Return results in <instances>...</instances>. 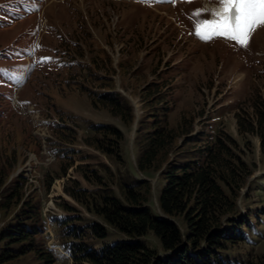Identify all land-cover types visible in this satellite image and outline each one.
Instances as JSON below:
<instances>
[{
    "label": "rangeland",
    "instance_id": "rangeland-1",
    "mask_svg": "<svg viewBox=\"0 0 264 264\" xmlns=\"http://www.w3.org/2000/svg\"><path fill=\"white\" fill-rule=\"evenodd\" d=\"M217 6L216 0H0V163H8L0 167L2 204L19 175L26 177L19 202L13 199L10 208L0 210V229L14 222L17 211L37 204L46 219L78 214L80 223L96 221L109 228L106 238L85 240L92 248L128 240L94 212L90 199L78 201L64 190L110 187L122 197L118 181L127 175L149 180L146 205L162 214L161 171L181 152L176 148L184 137H176L159 169L138 170L146 132L153 129L157 95L168 102V126L176 127L186 117L194 128L191 133L214 129L236 140L251 170L236 198L246 239L221 250L219 257L223 262L235 258L264 264V149L257 134H238L236 118L247 112L254 120L255 97L264 101V26L256 28L247 47L223 38L202 41L193 34V13L200 10V18L210 19ZM101 83L130 96L133 114L128 122L93 105L84 89L97 90ZM57 123L69 125L75 136L63 135ZM90 123H109L121 131L113 153L107 142L106 155L94 143H85L92 135ZM57 150L69 152L61 158ZM82 170L96 175L101 184L86 180ZM46 176L52 178L51 185ZM173 220L182 231L186 228L181 217ZM46 228L37 236L45 246L51 241L49 231L60 234L55 224ZM140 239L158 254L165 253L152 231ZM6 245L0 242V250ZM40 255L27 251L6 264H45ZM54 264L90 263L68 253Z\"/></svg>",
    "mask_w": 264,
    "mask_h": 264
},
{
    "label": "trees",
    "instance_id": "trees-1",
    "mask_svg": "<svg viewBox=\"0 0 264 264\" xmlns=\"http://www.w3.org/2000/svg\"><path fill=\"white\" fill-rule=\"evenodd\" d=\"M95 77L97 80L103 79L102 76ZM96 87L97 90L84 89L95 107L105 108L125 122L132 118L130 101L113 85L101 83ZM153 89L155 91L156 87ZM153 102V129L146 132L144 145L137 157L138 170L148 173L155 167V170L159 169L161 166L157 168L158 164L168 160L166 155L174 147L176 137H184L179 148H176L181 152L172 156V160L161 171L165 182L158 195V205L162 214L154 213L146 205L151 185L144 177L127 175L121 178L118 187L122 197L115 195L110 187L100 190H96V186L94 190L67 187L64 190L78 201L90 199L96 214L115 230L131 238L102 243L92 248L85 240L104 239L109 228L96 221L80 223L82 216L78 214L52 216V222L60 231L62 246L74 255L76 261L90 264H261L251 259L242 262L235 258L223 262L219 257L221 250L228 249L237 240L246 239V232L242 228L244 215H241L236 198L251 170L241 159V149L236 140L227 132L214 129L208 132L199 129L191 133L194 128L186 117H182L176 127H170L167 119H164L169 110L168 102L157 95L153 97ZM253 103L252 115L255 119H250L249 113L245 111V114H236L237 130L240 135L257 134L264 149V101L255 97ZM62 125L57 123L56 126L63 135L66 131L75 136L74 129ZM89 128L92 135L85 138L86 144L94 143L93 148L104 155L107 150L103 142L112 146L110 153L118 148L117 144L113 145L114 141L116 143L122 138L117 127L109 123H90ZM66 139L68 136H65ZM200 141V145H193ZM68 152L57 150L61 158ZM2 161L0 167L8 165L6 160ZM104 164L109 170V165ZM76 169L80 170L78 167ZM81 172L86 174L83 175L86 180L101 184V179L96 175H87L84 170ZM45 179H49L47 183L51 185L52 178L46 176ZM25 181L26 177L19 175L10 189L9 199L4 204L0 202V210L10 208L14 204L11 203L13 199L15 204L19 202ZM77 183L73 181L74 185ZM23 204L27 205L25 200ZM66 209L77 211L71 206H66ZM177 217L183 220L186 227L183 231L173 220ZM12 219L14 222L0 229V242L7 243L0 250V264H6L27 251H39L43 263L54 264L52 251L37 240L45 224L39 206L27 205L25 209L17 211ZM148 231H152L159 239L165 253L158 254L140 239Z\"/></svg>",
    "mask_w": 264,
    "mask_h": 264
},
{
    "label": "snow or ice",
    "instance_id": "snow-or-ice-1",
    "mask_svg": "<svg viewBox=\"0 0 264 264\" xmlns=\"http://www.w3.org/2000/svg\"><path fill=\"white\" fill-rule=\"evenodd\" d=\"M216 3L210 19L200 18V10L193 13V34L205 42L223 38L247 47L256 28L264 26V0H216Z\"/></svg>",
    "mask_w": 264,
    "mask_h": 264
}]
</instances>
